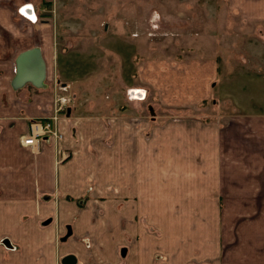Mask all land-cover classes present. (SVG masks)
<instances>
[{
  "label": "crops",
  "instance_id": "0c3cea01",
  "mask_svg": "<svg viewBox=\"0 0 264 264\" xmlns=\"http://www.w3.org/2000/svg\"><path fill=\"white\" fill-rule=\"evenodd\" d=\"M41 4L43 0L22 4L20 0H0V264H60L66 257H74L78 264H264V53L252 57L234 53L230 72H222V81L231 82V93L225 95L231 99L224 102L244 109L223 112L214 121H203L202 116L192 113L191 106L186 107L203 97L198 87L203 88L190 71L191 61L182 62L181 68L167 65L166 72L177 75L180 85L195 84L176 88L170 84L178 85L171 81L173 75L166 81L171 95L167 108L183 107L188 114L173 125L174 130L151 133L154 152H166L167 163H174L168 173L169 190L162 198L160 180L152 182L156 195L144 198L143 192L139 193L145 184L142 164L135 154L142 131L129 130L133 124L129 119H142L136 114L141 102L137 98L119 107V115H112L111 124L108 121L103 129L111 135L112 129L116 132L112 124L119 121L121 125L118 169L119 195L123 198L117 211L106 206L103 196L95 198L100 195L97 192H87L97 177L94 171L108 160L89 144L81 145L85 138L89 142V132L95 130L93 121L78 114L81 108L86 111L91 107L83 104L85 100L75 101L81 92L71 91L61 82L63 93L72 98L68 114L61 115L57 123L61 141L56 144L45 137L35 147L21 143L30 119L50 117L56 95V89L48 84L57 52L49 39L51 24L43 18ZM252 17L249 14L248 18ZM33 47L40 49L45 63L46 88L25 84L15 90V59ZM219 57L206 59L213 76L204 90L219 82L217 68L222 54ZM196 79H203L201 71ZM135 91L138 89L130 90L131 94ZM152 91L158 99V83H153ZM177 95H183L186 102L177 103ZM256 98L259 100L253 101ZM105 107L116 106L108 102ZM160 136L168 138V143L160 142ZM65 150L71 158L59 163V154ZM92 155L98 159L91 161ZM130 177L133 183H129ZM145 202L146 210L169 223V227L159 229V235L149 233L139 222L146 212ZM175 226L180 227V234Z\"/></svg>",
  "mask_w": 264,
  "mask_h": 264
},
{
  "label": "rangeland",
  "instance_id": "374dc122",
  "mask_svg": "<svg viewBox=\"0 0 264 264\" xmlns=\"http://www.w3.org/2000/svg\"><path fill=\"white\" fill-rule=\"evenodd\" d=\"M24 1L26 0H20V3ZM41 5L43 18L51 24L49 39L52 38L57 52L54 62L56 68L53 63V75L48 85L56 87L59 93L56 98L60 100L66 97L72 100L63 93L61 82L65 85L67 83L71 91L81 92L75 101L85 100L83 104L91 107L87 109L90 112L81 108L78 114L93 121L95 129L94 132H89V142L85 138L81 145L84 147L89 144L93 151L108 160V164L103 163L94 171L97 177L91 181L87 192H97L100 195L95 198L103 196L106 206L114 207L117 211H120L119 202L123 198L119 195L118 169L119 163L121 164V125L119 121L113 123L116 132L113 133L112 129L111 135L110 131L103 129L113 119L112 115H119V107L128 106L130 101H136L137 98L141 102L136 114L141 115L142 119H129L133 123L129 130L142 131L135 154L140 159L139 164H142L141 174L145 184L139 188V193L142 191L144 198L150 197L152 193L156 195L157 187L152 182L160 180L159 196L162 198L169 190L171 180L168 173L173 170L174 163H167L166 152H154L151 133L157 129L164 133L174 130L173 125L180 123L181 118L188 114L183 111V107H176L172 111L167 108V100L171 95L167 91L166 81L174 74L166 72L167 65L170 68H181L182 62L191 61L190 71L195 82L203 88L198 87V90H203V97L199 103H189L186 107L191 106L192 113L202 116L203 121H214L223 112H239V109H244L240 105L238 109L237 106L224 102L231 99L225 97L231 93V82L222 81L223 73L230 72L234 53L245 52L241 57H252L256 53L263 56L264 53V0H43ZM249 14L253 17L248 18ZM220 54L222 58L218 60L219 66L217 65L219 82L207 85L208 90H204L206 82L213 76L210 75L212 68L208 66V60H211L209 57L217 55L220 59ZM243 61L256 62L253 59ZM171 70L174 72V69ZM200 71L203 79L198 80L196 76ZM176 76L173 75L171 81L178 85L170 83L176 88L185 89L195 84L180 85L181 80H177ZM153 83L159 84V91H156L158 99L152 91ZM131 89L138 91L131 94ZM206 91L210 94L207 92L206 95ZM175 92L178 94V90ZM185 100L183 95H177V103L184 104ZM108 102L110 106L116 107H105ZM233 103L237 105L236 101ZM156 117L159 121L157 123ZM40 120H29L26 135L30 134L31 126L40 123ZM167 121L170 122L166 123ZM159 141L168 143V138L160 136ZM133 153L134 150L128 153L129 158ZM90 157L91 161L98 159L96 155ZM171 157L174 158L172 155ZM70 158V151H66L64 161ZM156 160L159 161L158 170ZM57 161L63 162L60 154ZM182 165L183 163L180 164L181 168L184 167ZM129 183H133L131 177ZM165 189L168 190L164 191ZM86 197L90 198L89 195ZM147 206V202L143 203L144 210ZM108 211L112 212L111 209H107ZM139 220L149 233L157 232L159 235V229L169 227L166 219L162 220L161 215L149 210ZM175 232L180 234V227L175 226ZM203 263L206 262L200 264Z\"/></svg>",
  "mask_w": 264,
  "mask_h": 264
},
{
  "label": "water",
  "instance_id": "95a60500",
  "mask_svg": "<svg viewBox=\"0 0 264 264\" xmlns=\"http://www.w3.org/2000/svg\"><path fill=\"white\" fill-rule=\"evenodd\" d=\"M45 63L38 47H33L19 53L15 59V76L12 88L19 89L25 84L35 88H45ZM73 258L66 257L63 264H73Z\"/></svg>",
  "mask_w": 264,
  "mask_h": 264
},
{
  "label": "built area",
  "instance_id": "2783aa9c",
  "mask_svg": "<svg viewBox=\"0 0 264 264\" xmlns=\"http://www.w3.org/2000/svg\"><path fill=\"white\" fill-rule=\"evenodd\" d=\"M61 99L62 100L56 98V100H54V111L52 116L40 121V123L36 125L31 126L30 134L22 138L21 143L24 146L35 147L38 145L39 139L44 136L51 138L55 142L58 141V139L59 141L62 139V136L56 127L60 114L65 111L66 99ZM61 156H66V152L61 153Z\"/></svg>",
  "mask_w": 264,
  "mask_h": 264
},
{
  "label": "bare ground",
  "instance_id": "6f19581e",
  "mask_svg": "<svg viewBox=\"0 0 264 264\" xmlns=\"http://www.w3.org/2000/svg\"><path fill=\"white\" fill-rule=\"evenodd\" d=\"M61 136H63V135H61ZM64 159H65V156H64ZM64 161V160H63ZM177 165H179V164H177ZM183 166V165H182ZM191 166V165H190ZM177 167V166H176ZM189 168V167H188ZM192 168H195V167H192ZM196 170H198V169H196ZM189 176V175H188ZM198 176V175H197ZM200 176H201V174H200ZM192 177H194V176H192ZM180 178H182V176L180 177ZM188 178V177H187ZM191 178V177H190ZM185 179V178H184ZM188 181V180H187ZM189 182V181H188ZM190 182H195V181H190ZM168 185V184H167ZM166 188V187H165ZM169 188V187H168ZM181 189V188H180ZM166 190H168V189H165L164 191H166ZM182 190V189H181ZM185 190V189H184ZM186 191H188V190H186ZM193 192V191H192ZM191 194V193H190ZM161 207H162V205H161ZM158 220H159V218H158ZM163 220V219H162ZM63 261V260H62Z\"/></svg>",
  "mask_w": 264,
  "mask_h": 264
},
{
  "label": "flooded vegetation",
  "instance_id": "af4514ba",
  "mask_svg": "<svg viewBox=\"0 0 264 264\" xmlns=\"http://www.w3.org/2000/svg\"><path fill=\"white\" fill-rule=\"evenodd\" d=\"M68 235H69V234H68ZM71 258H73V260H74V261H73V264H78L77 260H76L74 257H71ZM60 264H63V263H62V260H61V263H60Z\"/></svg>",
  "mask_w": 264,
  "mask_h": 264
},
{
  "label": "snow or ice",
  "instance_id": "6c2138e0",
  "mask_svg": "<svg viewBox=\"0 0 264 264\" xmlns=\"http://www.w3.org/2000/svg\"><path fill=\"white\" fill-rule=\"evenodd\" d=\"M29 7H30V5H29ZM22 11H23V9H21Z\"/></svg>",
  "mask_w": 264,
  "mask_h": 264
}]
</instances>
